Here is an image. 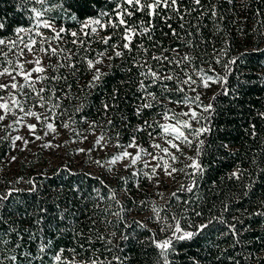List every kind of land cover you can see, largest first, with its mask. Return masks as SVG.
<instances>
[{"label":"snow or ice","instance_id":"6c2138e0","mask_svg":"<svg viewBox=\"0 0 264 264\" xmlns=\"http://www.w3.org/2000/svg\"><path fill=\"white\" fill-rule=\"evenodd\" d=\"M227 2L231 4L234 3V0H227ZM207 4L208 6H205L202 0H21V10H27L31 13V16L27 17L26 26L19 19L15 21L8 19L7 13L0 14V77L9 78L8 83H0V92L8 93L7 96L0 95V113H2L0 114V125L9 115L15 116L16 119L11 124L4 126L5 131L21 125L26 118H35L38 124L46 127L50 132H56L53 122L60 120L63 116H68L67 121L61 120L64 128L67 129L70 125L75 124L76 120L73 119L75 113L83 114V110L88 107L86 102L88 94L85 93L84 101L75 108V113H68L67 109L62 108L61 96L57 95L59 91L64 98H67V92L54 86L60 80L66 81L67 77L55 74L51 77L43 75L46 68L43 66L42 58L48 57L50 61L52 57H56V63H49L47 68H51L53 73H58L66 68L71 75L75 74L81 61H83L92 72L87 88L98 89L104 97L101 100L104 115L123 113L125 109L121 105L130 104L132 116L139 121L135 126H132L129 117L121 115L120 120L121 123L125 124V130L127 127H132V134L127 144H120L119 142L116 144V147L123 149V151L112 156L109 163L116 164L127 159L129 163L124 165L127 169L135 166L143 157L151 156L152 160L157 161V163L155 167L151 168L150 173L143 171L149 167L150 163L145 160L143 168L130 173V175L134 178L143 175L147 179H152L157 175V169L162 168L165 174L171 177L173 173L184 171V169H177L170 165L165 156L172 161H177L179 157L175 152L184 155L181 145L191 147L195 142L196 155L187 157L192 163L185 165V168L192 169V172L189 173L192 182L190 185H181V188L177 190V192L192 193L195 188L199 187L198 180L203 178L205 172V165L200 158L205 153L206 139L201 137H206L207 134L214 131L213 113L227 115V111L223 113L216 111L217 96H232L238 101L240 99V87L248 83L241 81L237 87H229V77L236 75L232 66L238 65L244 54L224 61L222 57L227 55V51L214 49L212 58L205 61L209 65L205 69L196 65L194 57L188 53L181 55L179 45L175 48L166 46L163 39L155 38V34L157 30L160 31L162 38H167L170 34L174 41L183 40V46L188 48L204 43L202 39H195L201 36L203 27H206L202 20L207 18L215 21L217 17L223 19L222 14L212 4V0H207ZM107 5H111V7H106ZM261 11L257 8L256 14L261 15ZM194 13L197 15H193ZM173 20L178 22L179 31L173 27ZM67 21H71L72 24L69 25L66 23ZM160 24H163L168 31L160 28ZM260 24L264 27V20L260 21ZM45 31L50 35H45ZM101 32H109L110 34L102 36ZM181 33H184L188 39L182 37ZM114 38L115 42L113 43ZM145 38L149 42L147 46L144 43L135 42L137 39ZM94 43L102 45L104 50L96 53L94 58L89 59L87 53L92 52ZM109 49H111V55L108 54ZM154 50L158 54H153ZM26 51L32 55L33 59L28 60L26 58ZM81 52H84L85 55L81 56ZM114 59H120L127 64V67L119 70L128 75L129 78L118 80L112 84L108 78L114 75L111 69L118 68V66L112 63L105 65L104 62ZM212 63L220 65L223 74L217 72L212 67ZM25 64L34 66L31 69H26ZM104 67H107L109 71H103ZM134 69L135 78L132 77ZM34 73L36 74L35 77L33 76ZM258 79L264 80V77H258ZM133 83L136 90L131 97L128 96L127 92L121 95L123 87ZM213 84H218L220 91L213 95L209 103L204 104L197 88L209 89ZM37 85L43 86L37 87ZM67 88L70 90L71 85H68ZM169 105H175L180 111H176V108H170ZM37 108L44 109V112L36 111ZM156 109H160V111H154ZM228 111H230V107ZM146 113H154V115L160 116L165 123H160L155 119H145ZM260 116L261 119H264V113H261ZM82 122L88 123L86 116L82 115ZM194 124L198 126L194 127ZM26 126L29 132L33 134L34 139H41L40 136L34 135L37 124H27ZM107 126L115 127L113 120L109 119ZM97 127H101V125L97 124L96 121L88 124L89 132L94 133ZM251 129V135L255 138L258 135L256 126L251 125ZM225 130V126L220 127V131ZM73 131L75 136L81 135L80 132ZM139 133L147 134L148 148L157 150V154L153 155L148 148L137 143V134ZM45 135L47 136L48 132H45ZM106 136L107 132H102L94 141L92 148L87 151L91 153L102 144L106 147L112 139V137H108L106 141ZM117 137H119V133H117ZM3 139L6 137L0 138V140ZM11 139L13 144L21 140L25 145L30 142L18 135ZM157 140H163L164 143H157ZM43 146L51 147V144L48 143ZM219 147L227 149L229 146L221 142ZM128 149H136L135 155ZM79 151L85 150L79 149ZM12 159L15 160L16 158L12 157ZM97 163L100 162L97 161ZM252 175V173L237 166L236 170L229 174V178L239 182L244 180L246 176L252 177ZM120 179L122 182L128 183L127 178L121 177ZM29 183L32 184L30 191L35 192V182L29 181ZM260 187H264V169H260L257 178L250 179L248 183L243 185L242 195L247 198L250 192L254 193L255 189ZM19 191L16 188H9L7 192L0 193V209L5 208L4 202L14 198V194ZM177 192H173L171 198L179 202L180 197ZM98 199L102 200L104 197L98 196ZM111 199L116 200L114 191ZM117 202L119 203V201ZM140 203L143 204L144 201ZM183 203L187 204L188 201H183ZM56 207L58 208L59 205ZM223 210L224 212L229 210L227 204L224 205ZM46 212V208H40L35 214L33 222L37 226V233H33L30 229L24 230L28 235L27 243L24 240V235L15 227L5 228L0 233V264H39L49 252H52L49 257L52 264H77L75 256L79 253L75 248L60 247L53 251L51 239L41 240L36 254H33L31 250H26L28 245L38 239V232L43 231L39 227L44 219L40 213ZM154 212L158 220H169L168 216L159 217L158 210L154 209ZM244 212L249 221L247 224L245 219L239 217H233V221L229 223L221 216L213 217L206 223L199 224L185 220L182 225L181 218L172 214L171 222L163 223L159 229L160 232L165 233V237L157 240L155 234H152L149 236L148 242L159 250L162 264H175L174 260H169V256L178 252L177 245L180 249L190 247L212 225L213 220H218L221 224L226 225L227 231L222 234L224 236L231 235V247L236 249L241 244L242 239L245 238V234L254 233L253 224L256 221H252L251 218H264V200L259 202L257 211L248 212L247 209H244ZM25 215H29V213H25ZM193 215L201 217L202 213L194 211ZM59 219H64L63 213L60 214ZM5 223L3 215H0V225ZM132 225L146 228L142 222L133 221L126 225L130 230L129 233L121 234L122 241L130 239L131 231H134ZM94 226L95 221H93ZM13 233L16 237L15 240L4 238ZM111 235L115 237L116 233L113 232ZM96 236L98 240L105 239L99 233H96ZM74 239L86 241L89 245L92 244L91 239L82 233L75 234ZM255 239L262 240L264 237L256 235ZM78 247L82 251L85 249L83 243H79ZM87 250L93 251L91 247ZM116 250H120L119 245L116 246ZM260 250L264 249H257V251ZM108 251L111 252V249ZM65 252L71 253L72 259L66 257ZM248 255L249 258L259 259L260 264H264V257H256L254 252H249ZM219 259L217 257V260ZM229 259H231L232 264H240L238 259L232 257ZM88 264H125V261L123 257L118 255H113L111 260L101 259L93 255L89 258ZM157 264L160 262L158 261ZM193 264H198V262L194 260Z\"/></svg>","mask_w":264,"mask_h":264},{"label":"trees","instance_id":"16d2710c","mask_svg":"<svg viewBox=\"0 0 264 264\" xmlns=\"http://www.w3.org/2000/svg\"><path fill=\"white\" fill-rule=\"evenodd\" d=\"M202 2L208 6L207 0H202ZM212 4L222 14L223 19L217 17L215 21L207 18L202 20L206 27H203L201 36L195 39H202L204 43L188 48L183 46V40L174 41L170 34L167 38H162L159 30L155 34V38L163 39L166 46L175 48L179 45L181 55L188 53L194 57L196 65L205 69L209 66L205 61L212 58L214 49L227 51V55L222 57L224 61L244 54L239 64L232 66L236 75L229 77L230 88L237 87L241 81L248 82L240 87V99L237 101L232 96L218 95L215 101L216 111L221 113L227 111V115L213 113L214 131L207 134L206 137H201L206 139L205 153L200 158L205 165V172L203 178L198 180L199 187L195 188L192 193L177 192L181 185H190L192 182L189 175L192 169L185 168V165L192 163L187 157L196 155L195 142L191 146V152H187L190 149L182 144L183 157L172 150L179 157L177 161H172L165 156L170 165L177 169H184V171L172 174L170 178L174 177L178 180L171 186L166 183V179H158L157 175L152 179H147L143 175L132 177L130 173L143 168L142 160L127 169L124 167L125 164L110 169H95L92 163L73 164L69 161H62L44 169L28 170L22 177L15 180H11L12 176L0 175V193L7 192L9 188L20 190L14 194V198L4 202L5 208L0 209V215H3L6 222L0 225V233L5 228L15 227L24 235V240L27 243L28 235L24 230L30 229L33 233H37V226L33 222L35 214L40 208H46V213H40L44 217L39 226L43 231L38 232V239L28 245L26 249L31 250L33 254L38 252V244L41 240L51 239L53 251L60 247L75 248L79 253L75 256L77 264H88L89 258L93 255L108 260H111L113 255H118L124 258L125 264H157L158 261L162 264L159 250L148 242V238L155 234L157 240L163 239L165 233L160 232L159 229L163 223L171 222L172 214L181 218L182 225L185 220L199 224L206 223L213 217L221 216L229 223L233 221V217L245 219V223H249L244 209H247L248 212H255L259 207V202L264 200V187L255 189L254 193L250 192L247 198L242 195L243 185L250 179L257 178L260 169H264V119H261L260 116L261 113H264V80L258 79V77H264V27L260 24V21L264 20V0H234V3L231 4L227 0H212ZM106 7H111V5ZM257 8L262 10L259 16L256 14ZM4 13H7L8 19L13 21L19 19L25 26L27 17L31 16L29 11L21 10V0H0V14ZM193 15H197V13ZM66 23L72 24L71 21ZM172 24L177 31L180 30L177 21L173 20ZM159 27L168 31L163 24H160ZM44 34L50 35L47 31ZM109 34V32H101L102 36ZM181 35L188 39L184 33ZM112 42H115V38ZM135 42L144 43L146 46L149 43L146 38L137 39ZM92 49V52L87 53L89 59L104 50L99 43H94ZM108 54H112L111 49ZM153 54H158V52L154 50ZM83 55L85 53L81 52V56ZM42 59L43 66L46 68L43 75L51 77L55 74L67 77L66 81L60 80L54 86L67 92V98H64L59 91L57 95L61 96L62 108L67 109L68 113H75V108L84 101L85 93L88 94L86 101L88 107L83 110V114L75 113L73 119L76 120V123L70 125V128L88 130V124L96 121L101 127H97L95 131L99 133L106 131V137H112L111 141L115 146L118 142L120 144L129 142L132 127H127L125 130L126 126L121 123L120 117L122 114L127 115L132 126L139 123L132 116L130 104L121 105L125 109L123 113L117 112L115 115L105 116L101 105V100L104 97L98 89L87 88L92 72L87 68L86 63L81 61L78 70L74 75H71L66 68L58 73H53L51 68H47L49 63H56V57H52L50 61L48 57ZM104 63L105 65L112 63L118 66V68L111 69L114 75L108 79L112 84L118 80L129 78L119 70L127 67V64L122 60H105ZM212 67L223 74L220 65L212 63ZM103 71H109V69L104 67ZM132 77L135 78V69ZM68 85H71L70 90L67 88ZM41 86L43 85H37V87ZM135 90L134 83L125 85L121 95L127 92L131 97ZM197 91L201 93L203 103L207 104L213 95L220 91V88L218 84H213L209 89L197 88ZM169 107L176 108L175 105H169ZM229 107L230 111H228ZM154 111H160V109ZM176 111H180V109L176 108ZM82 115L87 117L88 123L82 122ZM144 118L165 123L160 116H156L154 113H146ZM109 119L113 120L115 127L107 126ZM61 120L67 121L68 116H63L56 122L61 124ZM251 125L256 126L258 135L255 138L251 135ZM193 126L198 125L194 124ZM221 126H225L226 130L220 131ZM117 133H119V137H117ZM5 137L6 139L0 140V157L5 156L12 148L9 130L0 135V138ZM221 142L229 147L227 149L220 148ZM137 143L147 148V134H137ZM237 166L252 173V177L246 176L239 182L230 179L229 174L235 171ZM152 167H154L153 163H149V167L143 171L150 173ZM121 177L127 178L128 183L122 182ZM29 181L35 182V192L30 191L32 184ZM158 181L161 183L158 184ZM113 191L116 193V200L111 199ZM173 192H177L180 197L179 202L171 198ZM98 196H103L104 199H98ZM141 201L144 203L141 204ZM183 201H188V203L185 204ZM169 204L170 207H168ZM225 204L229 207L227 212L223 210ZM57 205H59L58 208ZM154 209L158 210L159 217L168 216L169 220H158ZM194 211L201 212L202 216H194ZM25 213H29V215H25ZM61 213L64 215L62 220L59 219ZM118 213L119 215H117ZM142 213L143 215L140 216ZM122 217L123 219H121ZM251 219L256 221L253 224L254 233L245 234V238L236 249L231 247V235L224 236L222 234L227 231L226 225L221 224L218 220H213L212 225L190 247L180 249L177 245L178 252L170 255L169 260H174L175 264H193L194 260L198 264H232L229 259L232 257L240 260V264H260L259 259H251L248 254L254 252L256 257H264V250L257 251V249H264V239H255L256 235L264 237V218L252 217ZM93 221H95L94 227ZM133 221L142 222L146 228L132 225L134 231H131L130 239L122 241L121 234L129 233L130 230L126 225ZM113 232L116 233L115 237L111 235ZM77 233L88 236L92 244L89 245L86 241L74 239ZM96 233L105 239L98 240ZM4 238L16 239L14 233ZM79 243L85 245L83 251L78 247ZM117 245L120 246L119 251L116 250ZM89 247L93 251H88ZM109 249L111 252L108 251ZM51 255L52 252H49L39 264H52L49 259ZM64 255L72 259L71 253L65 252ZM217 257L220 259L217 260Z\"/></svg>","mask_w":264,"mask_h":264},{"label":"rangeland","instance_id":"374dc122","mask_svg":"<svg viewBox=\"0 0 264 264\" xmlns=\"http://www.w3.org/2000/svg\"><path fill=\"white\" fill-rule=\"evenodd\" d=\"M25 56L28 60L33 59L32 55H29L27 51ZM34 65L25 64L26 69H31ZM36 74L34 73L33 76ZM8 77H0V83H8ZM0 95L7 96V92H0ZM38 112L43 113L44 109L37 108L35 109ZM2 114V113H0ZM16 119L15 116L9 115L7 119L0 125V135L5 132V125L11 124L13 120ZM51 122V121H50ZM56 132H50L46 127H42L41 124H38L35 118H26L25 121L19 125L14 126L13 128L8 129L9 135L12 137L21 136L24 140L30 141L27 145L23 143V140L16 141L15 144L12 143L11 150L3 157H0V175L2 176H12L15 180L19 177H22L24 173L28 170L33 169H44L50 167L51 165L58 164L62 161H69L70 163H92L93 167L110 169L112 167H118L120 165L129 163L127 159L117 162L116 164H111L109 161L112 156L116 155L118 152L123 151V149L117 148L113 141L107 143V146L104 147L103 144L98 146L96 150H93L89 153L87 150L92 148L94 141L101 135L98 131L89 132V130H77L73 128H64L62 124L53 122ZM27 124H37L35 131L36 136H40V140H36L33 137V134L29 132ZM80 132V136L77 137L74 135V131ZM45 132H48V135H45ZM87 137V139H85ZM107 141V137H105ZM157 143L163 144V140H157ZM51 144V147H44L45 144ZM167 146V145H164ZM182 146V145H181ZM191 152L192 148L185 146ZM146 148V147H145ZM148 148V147H147ZM79 149H84L85 151H79ZM153 155L157 154V150L148 148ZM135 155L136 149H128ZM179 155H181L179 153ZM12 157L16 159L13 160ZM183 157V155H182ZM149 161L153 163L154 167L156 166L157 161L152 160L151 156L143 157L142 161ZM99 161L100 163H97ZM157 178L166 179V183L169 186L173 185L177 178H170L166 175L162 168L157 169ZM158 184L161 181L157 182ZM139 215V214H138ZM143 215L140 214V216Z\"/></svg>","mask_w":264,"mask_h":264}]
</instances>
